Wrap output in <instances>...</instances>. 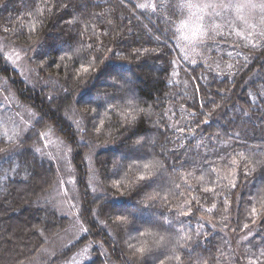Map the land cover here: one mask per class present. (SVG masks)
Returning <instances> with one entry per match:
<instances>
[{
    "label": "trees",
    "instance_id": "trees-1",
    "mask_svg": "<svg viewBox=\"0 0 264 264\" xmlns=\"http://www.w3.org/2000/svg\"><path fill=\"white\" fill-rule=\"evenodd\" d=\"M165 2L0 0V82L38 117L22 138L0 121V264L67 228L42 198L62 171L46 130L71 150L88 229L51 264L89 243L87 264H264V38L226 30L191 64Z\"/></svg>",
    "mask_w": 264,
    "mask_h": 264
},
{
    "label": "rangeland",
    "instance_id": "rangeland-1",
    "mask_svg": "<svg viewBox=\"0 0 264 264\" xmlns=\"http://www.w3.org/2000/svg\"><path fill=\"white\" fill-rule=\"evenodd\" d=\"M161 2L162 0H140L138 5H140V10L158 11ZM178 4L183 10V14L175 23V29L181 45V55L185 61L187 60L186 62L190 60L191 64L195 63L196 58L201 55L205 45L209 43L210 37L224 34L226 30L227 34L229 32L235 34L238 32L240 35L250 34L247 38H250L255 44L264 38V0H178ZM1 49L7 57L8 65L20 72L22 76L30 78L37 74L34 70L35 67L29 63V58L23 50L6 44ZM5 86H7L5 82L4 84L0 82V121L8 125L9 128L15 122V126L11 130L22 138L30 130L35 131L32 127L38 117L35 111L20 105V102L17 101L18 98L9 95L10 86ZM41 135L43 143L40 149L41 153L48 156L49 159L51 158L52 162L58 163L59 170H62L58 186L56 187V181H51L43 192L45 194L42 198L46 199V196L49 195L50 201L46 200V203L50 206V211L54 213L53 209L56 210L59 218H65L69 222L67 228L57 236L49 234L51 239L46 244L45 255L29 260L27 264H51L56 258H59L57 256L60 253L76 243L83 235H88L87 227L79 218L81 207L77 181L73 176L70 160L71 150L51 130H46ZM66 175L67 179H65ZM54 214L56 215V213ZM92 244L89 243L78 249L70 258L68 257L60 264L89 263L94 259L96 247H100L98 243ZM102 249L103 247H100L99 250L102 252Z\"/></svg>",
    "mask_w": 264,
    "mask_h": 264
},
{
    "label": "snow or ice",
    "instance_id": "snow-or-ice-1",
    "mask_svg": "<svg viewBox=\"0 0 264 264\" xmlns=\"http://www.w3.org/2000/svg\"><path fill=\"white\" fill-rule=\"evenodd\" d=\"M143 178V177H142ZM141 251H143V249H141Z\"/></svg>",
    "mask_w": 264,
    "mask_h": 264
}]
</instances>
